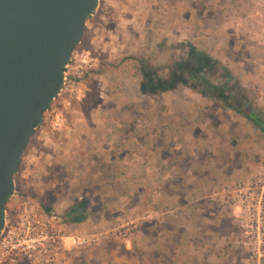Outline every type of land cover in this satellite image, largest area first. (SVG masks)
<instances>
[{
	"label": "rangeland",
	"instance_id": "obj_1",
	"mask_svg": "<svg viewBox=\"0 0 264 264\" xmlns=\"http://www.w3.org/2000/svg\"><path fill=\"white\" fill-rule=\"evenodd\" d=\"M258 3L100 0L73 51L65 86L32 135L13 177L16 189L5 205L7 219L14 221L24 203L31 201L66 235V264H110L112 259L115 264L117 249L125 256L127 243L110 241L108 232L134 221L139 235L129 243L141 242L144 225L154 222L156 213L124 212L113 224L111 219H105L106 223L89 219L95 215L92 210L99 198L84 195L87 180L84 159L79 156H84L85 150L81 152L78 143L119 141L125 135L136 141L131 153L153 156L160 142L163 147L158 154L169 156L179 153L176 142L185 140L179 139L180 129H189L191 124L192 135L186 138L196 141V155L214 158L226 177L205 197L216 214L224 209L221 217L235 223L232 230L239 237L244 264H251L241 212L251 204L250 193L255 192L256 197L262 193L254 184L259 179L264 184V133L223 102L203 97L199 87L183 86L157 96L142 94L138 60L149 59L165 76L168 67L182 62L191 45L218 62L201 75L212 83L227 85L228 79L223 77L229 72L251 99L254 111L264 118V44L252 31ZM142 140L153 147H137ZM83 201L86 212L72 214ZM45 208L49 211L44 212ZM96 235L101 238L100 246L74 248V240Z\"/></svg>",
	"mask_w": 264,
	"mask_h": 264
},
{
	"label": "crops",
	"instance_id": "obj_2",
	"mask_svg": "<svg viewBox=\"0 0 264 264\" xmlns=\"http://www.w3.org/2000/svg\"><path fill=\"white\" fill-rule=\"evenodd\" d=\"M193 129L182 126L179 139L185 140L176 142L181 151L169 156L158 154L160 142L153 156L131 153L135 140L78 143L85 150L79 156L87 180L84 195L99 198L89 219L113 224L122 213H156L155 221L144 225L141 242L127 243L125 256L117 249L115 264H244L235 223L221 217L224 209L216 214L205 197L226 177L214 158H198L196 141L186 138ZM137 145L153 147L144 140Z\"/></svg>",
	"mask_w": 264,
	"mask_h": 264
},
{
	"label": "water",
	"instance_id": "obj_3",
	"mask_svg": "<svg viewBox=\"0 0 264 264\" xmlns=\"http://www.w3.org/2000/svg\"><path fill=\"white\" fill-rule=\"evenodd\" d=\"M100 0H0V237L14 175Z\"/></svg>",
	"mask_w": 264,
	"mask_h": 264
},
{
	"label": "built area",
	"instance_id": "obj_4",
	"mask_svg": "<svg viewBox=\"0 0 264 264\" xmlns=\"http://www.w3.org/2000/svg\"><path fill=\"white\" fill-rule=\"evenodd\" d=\"M254 19V36L264 44V0H259ZM69 69V65L66 67ZM65 81L68 73L65 72ZM257 180V179H256ZM262 193H250L251 204L241 212V227L245 246L250 254L251 264H262L264 260V184L259 179L255 182ZM241 190H238L240 194ZM246 215V217H245ZM144 222V219L142 220ZM141 221V222H142ZM139 229L132 221L108 232L110 241L129 243L135 240ZM66 235L63 230L45 218L40 208L33 202L24 203L14 221L7 219L0 237V264H66ZM100 236H90L74 240V248L86 249L100 246Z\"/></svg>",
	"mask_w": 264,
	"mask_h": 264
},
{
	"label": "trees",
	"instance_id": "obj_5",
	"mask_svg": "<svg viewBox=\"0 0 264 264\" xmlns=\"http://www.w3.org/2000/svg\"><path fill=\"white\" fill-rule=\"evenodd\" d=\"M91 17H89L88 20ZM216 64H218L217 61H214L206 53L197 51L195 47L191 45L189 46L187 56L182 62L178 65L168 67L165 76L160 75L159 68L154 64H151L149 59H140L138 60L140 92L144 95L157 96L162 93L174 91L183 86L189 87L190 89H196L199 87V92L203 97L223 102L226 107L233 110L235 113L244 116L255 126L259 127L264 133V118L261 117L257 111H254L251 99L246 95L244 89L240 87V83L233 79L229 72L223 77V79H228V82L226 83L227 85L212 83L201 75L202 71L206 69L208 70V68H213ZM46 113L47 112H45L44 115ZM119 138V141L121 142L131 140V138L125 135L120 136ZM85 204L86 203L83 201L77 205V207L72 209L71 213L73 214L80 211L86 212ZM46 211H49V209L45 208L44 212ZM75 221L80 222V219H75ZM23 264H26V262Z\"/></svg>",
	"mask_w": 264,
	"mask_h": 264
}]
</instances>
